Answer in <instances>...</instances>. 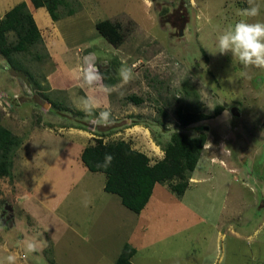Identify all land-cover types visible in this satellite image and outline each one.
<instances>
[{
    "label": "rangeland",
    "instance_id": "rangeland-1",
    "mask_svg": "<svg viewBox=\"0 0 264 264\" xmlns=\"http://www.w3.org/2000/svg\"><path fill=\"white\" fill-rule=\"evenodd\" d=\"M64 3L57 10L59 15L65 16L69 9L79 15V28H75L78 32L70 39L75 46L73 51L94 53L96 64L108 68L110 79L116 82L107 95L112 122L107 126L93 125V117L86 115L81 107V98L85 96L77 88L59 93L53 89L47 77L56 67L41 52L40 61L31 56L21 58L34 85L25 78L15 77L0 56V97L17 96V101L10 99L9 106L0 102V124L22 139L12 160L10 176L0 178V223L4 207L12 206L22 196L24 159L31 151L27 141L33 134L38 144L30 154L33 169L48 175L56 185L52 191L56 196L50 204L58 205L59 211L75 214L72 205L79 201L82 192L97 187L94 178L98 182L105 179L102 174L85 175L75 167L76 162L82 165L79 150L93 143L98 131H107L104 142L124 140L138 146L159 139L161 148L172 132L191 136L203 132L207 144L195 174L204 180L189 189L226 186L238 189V222L235 217L229 219L238 225V239L233 243L227 235L220 245L215 243L216 230L208 226L214 224L211 215L215 211L209 209L207 217L193 216L185 237L177 235L175 242L168 240L154 248L150 246L135 262L170 264L163 258L158 262L152 256V251L163 248L164 258L173 257L174 264L213 261L264 264V68H245L231 53L220 54L217 48L218 35L236 22L244 19L264 22V0H255L261 6L255 18L240 15L239 10L249 7L248 0H64ZM102 20L120 24L124 35L120 46L110 45L97 33L94 22ZM122 63L136 65L134 79L124 85L118 76ZM129 96L141 102L138 105L129 102ZM233 107L238 109V117L232 115ZM178 110L207 116L219 110L220 114L181 128L176 121ZM79 111L84 116L78 115ZM80 125L84 126L87 138L72 141L65 128ZM140 125L148 131L142 134ZM76 174L80 175L82 186L75 182ZM40 195L44 201L41 206L36 201ZM24 197L28 198L24 204L31 208L25 214L31 215L35 222L31 223V218L15 208L16 224L5 228L3 235L19 243L15 254L17 264L24 261L50 264V239L45 240V236L48 233L55 237L64 225L60 227L59 222H54L56 217L48 201L45 202V195L28 191ZM198 199L192 203L203 214L207 200L203 196ZM212 206L225 210L228 203L218 199ZM226 223L224 220L223 226ZM29 238L44 243L36 252L27 253L24 242Z\"/></svg>",
    "mask_w": 264,
    "mask_h": 264
},
{
    "label": "crops",
    "instance_id": "crops-1",
    "mask_svg": "<svg viewBox=\"0 0 264 264\" xmlns=\"http://www.w3.org/2000/svg\"><path fill=\"white\" fill-rule=\"evenodd\" d=\"M20 2L27 3L28 9L40 30L51 62H53L56 67L55 71L47 77V81L51 83L53 89H58L56 91L59 93L66 92L68 89L73 90L77 88L85 97L92 96L103 107L110 109L111 103L107 96L108 94H105L100 87L88 88L79 78L78 68L81 57L87 54H81V52H78V54L73 51L75 46L73 41L70 40L74 39V32L77 31L75 28H79L78 13L65 16L58 21H53L45 8L35 9L31 6L29 0H0V18ZM95 24L96 22H94V27ZM138 127L141 128L142 134L144 130L148 131L147 128L141 125ZM65 129L69 132L68 137H70L72 141L78 142L79 140H85L87 138V134L81 129L74 127ZM29 138L27 147L30 148L31 151L24 159L25 179L24 186L21 188L22 196H18L15 203L11 206L12 218L10 221L12 226L5 227L2 225V222L0 223V264H8L6 259L7 256L16 254L19 250L18 241L16 243L15 239H10L9 236L3 235V231L5 228H12L15 226L17 220L14 214L15 208H17L20 214L23 213L26 215L25 213H29L27 209L31 208H29L27 204H24L28 199L24 197V194L28 191L45 195V202L48 201L47 204H49V209L56 217L54 222H59L60 227L64 225L61 232L55 237H51L48 233L45 236V240L50 239L48 249L51 253V257L49 258L50 264H78L79 262V264H115L121 249L126 244L135 248L136 252L131 258V262L132 264H138L135 260L141 252L145 251L150 246L154 248L158 244H163L168 240L175 242V237L177 235L185 237L184 233L191 229L193 224V216L197 214L198 216L207 217L209 215V209L215 211L211 215L214 224L208 225L214 227L216 230L215 243L220 245L223 239L227 238V235H229L228 241L232 240L233 243L238 239V225H233L232 222L229 221L230 218L234 220L235 217L238 222V189L231 188L232 186H226L224 188L218 187V189L211 187H194L192 188L193 190L189 189L193 186L192 184L204 180L202 176H200V178L195 174L202 156L190 176L191 185H189L181 197L175 196L166 184H156L144 209L139 214H135L122 205L118 196L104 191L106 177L102 173H96L104 175L105 179L98 182V179L94 178L97 187H90L82 192L79 201L72 205L76 208V213L67 214L63 211H59L60 207L58 205L54 206L50 204L53 203V198L56 196L52 193L56 185L48 175L33 169L34 163L31 160V156L33 157V155L30 154L35 151V147H37L38 144L36 139H34L36 138L34 134ZM160 145L161 143L153 140L138 145L141 149H139L138 146H131L133 149L145 154L150 159L151 163H155L164 156L163 148H161ZM86 146L87 144L85 147ZM83 149L79 150L80 155ZM36 167L37 165H35V168ZM75 167L80 168L85 175L90 172L83 163L81 165L76 162ZM75 182L80 184L79 186H82L79 174H76ZM190 193H192V196L189 197ZM85 195L91 198V203L87 207L82 203ZM199 196H203L207 200V209L203 214L197 207H194L192 203H197L196 201H199ZM218 199H224V201L228 203L225 210H219V208L212 206ZM229 199L231 202H228ZM36 201L40 203V206L44 203L41 195ZM27 202L28 200L26 203ZM234 202L236 203L235 209L233 208ZM193 208H196V210ZM223 215H226L225 219ZM26 216H28L29 219L31 218V223L35 222L31 215L27 214ZM224 220L227 222L225 226H223ZM54 234H52V236ZM22 241L23 240H19V242ZM165 252L163 248L154 250L152 251V256L155 258L157 257L158 262L163 258L164 260H168L170 264H174L173 257L168 259L164 258ZM20 258L25 260V257L22 258V255ZM108 260L109 262L107 263ZM22 264L27 263L24 261ZM201 264H206V262H202ZM211 264H215V262L213 261Z\"/></svg>",
    "mask_w": 264,
    "mask_h": 264
},
{
    "label": "trees",
    "instance_id": "trees-1",
    "mask_svg": "<svg viewBox=\"0 0 264 264\" xmlns=\"http://www.w3.org/2000/svg\"><path fill=\"white\" fill-rule=\"evenodd\" d=\"M29 2L35 9L45 8L53 21L75 13L72 9H69L65 16L57 13L59 7L65 4L64 0H29ZM95 29L114 47L120 46L124 41L119 23L102 20L96 22ZM39 52L47 62L51 61L27 3L20 2L0 18V56L5 60L7 70L15 77L25 78L34 85L35 81L21 58L31 56L40 61L42 56ZM97 66L103 76L102 84L113 87L116 82L110 79L108 68L102 69L101 66ZM127 99L136 105L141 102L135 96H129ZM77 114L84 116L80 111ZM219 114V110L211 116L178 110L176 121L181 128H185ZM76 128L83 130L84 126L80 125ZM106 132L96 133L93 143L82 150L80 159L90 172L104 174L106 177L104 191L118 196L122 205L135 214H139L144 209L156 184H166L175 196L181 197L189 186L190 175L207 144L206 133L201 132L191 136L184 132H172L169 141L162 146L163 158L151 163L145 154L133 149L130 142L124 140L104 142ZM157 142L160 143V140L158 139ZM21 145L22 139L0 124V178L10 176L14 154ZM105 153L114 156L111 166L107 169L96 167L98 162L103 161ZM135 252L133 246L124 245L115 264H132L131 258Z\"/></svg>",
    "mask_w": 264,
    "mask_h": 264
},
{
    "label": "clouds",
    "instance_id": "clouds-1",
    "mask_svg": "<svg viewBox=\"0 0 264 264\" xmlns=\"http://www.w3.org/2000/svg\"><path fill=\"white\" fill-rule=\"evenodd\" d=\"M249 7L239 10L240 15L246 18H255L260 14L261 6L255 0H248ZM217 48L220 54L231 53L233 58L245 67L264 68V22H249L248 19L240 20L229 26L217 37ZM136 65L122 63L118 69V76L121 85L127 84L134 79ZM79 78L88 88L100 87L105 94H110L111 87L103 85V76L96 64L94 53H89L81 57L78 68ZM81 107L86 115L93 117V125L107 126L112 122L111 110L103 107L94 97L86 96L81 98ZM114 156L105 153L102 162H98L96 167L107 169L111 166ZM85 207L91 203V198L85 195L82 201ZM43 241L29 238L24 242L27 253L36 252L43 244ZM8 264H17V256L10 254L7 256Z\"/></svg>",
    "mask_w": 264,
    "mask_h": 264
},
{
    "label": "water",
    "instance_id": "water-1",
    "mask_svg": "<svg viewBox=\"0 0 264 264\" xmlns=\"http://www.w3.org/2000/svg\"><path fill=\"white\" fill-rule=\"evenodd\" d=\"M231 113H232V115L233 116H235V117H238L239 116V112H238V109L236 108V107H233L232 109H231ZM205 129H207V128H205ZM4 212L6 213V212H8V217H6V220L5 219H3V222H2V225L3 226H8V227H11L12 226V223H11V218H12V214H11V212H12V207L11 206H5L4 207Z\"/></svg>",
    "mask_w": 264,
    "mask_h": 264
},
{
    "label": "built area",
    "instance_id": "built-area-1",
    "mask_svg": "<svg viewBox=\"0 0 264 264\" xmlns=\"http://www.w3.org/2000/svg\"><path fill=\"white\" fill-rule=\"evenodd\" d=\"M0 102L4 103L6 106H9L11 104L10 99L17 101L16 95H10V96H1ZM24 256L22 255V258Z\"/></svg>",
    "mask_w": 264,
    "mask_h": 264
},
{
    "label": "flooded vegetation",
    "instance_id": "flooded-vegetation-1",
    "mask_svg": "<svg viewBox=\"0 0 264 264\" xmlns=\"http://www.w3.org/2000/svg\"><path fill=\"white\" fill-rule=\"evenodd\" d=\"M8 215H9V214H7V212H6V213L4 212V213H3V219L6 220V217H8Z\"/></svg>",
    "mask_w": 264,
    "mask_h": 264
}]
</instances>
